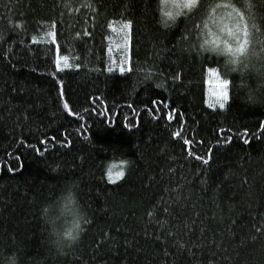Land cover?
Instances as JSON below:
<instances>
[{
	"label": "trees",
	"instance_id": "16d2710c",
	"mask_svg": "<svg viewBox=\"0 0 264 264\" xmlns=\"http://www.w3.org/2000/svg\"><path fill=\"white\" fill-rule=\"evenodd\" d=\"M207 2L0 0V262L264 264V99L189 46ZM69 183L88 220L58 251L40 209Z\"/></svg>",
	"mask_w": 264,
	"mask_h": 264
},
{
	"label": "clouds",
	"instance_id": "9594fccd",
	"mask_svg": "<svg viewBox=\"0 0 264 264\" xmlns=\"http://www.w3.org/2000/svg\"><path fill=\"white\" fill-rule=\"evenodd\" d=\"M213 9L219 19L209 25V32L205 21ZM187 42L199 55L221 58L226 73L240 74L239 83L252 102L264 99V11L258 10L257 0H208L203 5L199 27L190 30ZM139 75L146 79L150 73L142 67ZM40 215L58 251L70 249L80 240L88 220L76 187L71 183L41 205ZM0 264H19V256L9 253Z\"/></svg>",
	"mask_w": 264,
	"mask_h": 264
},
{
	"label": "snow or ice",
	"instance_id": "6c2138e0",
	"mask_svg": "<svg viewBox=\"0 0 264 264\" xmlns=\"http://www.w3.org/2000/svg\"><path fill=\"white\" fill-rule=\"evenodd\" d=\"M199 4V0H181V6L184 7V8H195L197 7ZM169 16L172 15V13H168ZM109 27L112 28L113 25L112 24H109ZM113 31H117V29L113 28ZM131 31V21H124L121 25V27L119 28L118 32L119 33H122L123 34V39L125 40V44H124V48L127 49L128 47V41L130 39L129 37V33ZM109 51L111 52L112 49H109ZM128 57V53L124 50H121V59L122 60H125V58ZM130 59V57H128ZM64 61H65V67H70L72 65L68 64L67 61H68V57L65 56L64 57ZM79 65H76V67H78ZM125 69L123 67L120 68V71H124ZM109 71H111V69H109ZM149 73H150V70H148ZM223 84L224 85H227L228 84V81L227 80H224L223 81ZM223 99H227L228 98V94H227V91H224L220 94ZM65 108H68V104L65 103L64 105ZM220 107L223 108L224 107V104L223 103H220ZM75 114V113H73ZM261 127H264V125H261ZM191 142L188 141V140H185V144H190ZM123 175V172H120V173H116V177L119 178L120 176ZM110 179H111V174H110Z\"/></svg>",
	"mask_w": 264,
	"mask_h": 264
},
{
	"label": "rangeland",
	"instance_id": "374dc122",
	"mask_svg": "<svg viewBox=\"0 0 264 264\" xmlns=\"http://www.w3.org/2000/svg\"><path fill=\"white\" fill-rule=\"evenodd\" d=\"M165 5H181V0H164ZM211 32V30H210ZM226 91V85L223 84L217 75H212L209 86V96L213 102H222L224 99L220 95L222 92Z\"/></svg>",
	"mask_w": 264,
	"mask_h": 264
}]
</instances>
